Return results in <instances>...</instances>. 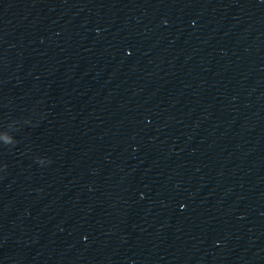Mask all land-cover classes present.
<instances>
[{
    "label": "water",
    "instance_id": "1",
    "mask_svg": "<svg viewBox=\"0 0 264 264\" xmlns=\"http://www.w3.org/2000/svg\"><path fill=\"white\" fill-rule=\"evenodd\" d=\"M0 264H264V0H0Z\"/></svg>",
    "mask_w": 264,
    "mask_h": 264
}]
</instances>
